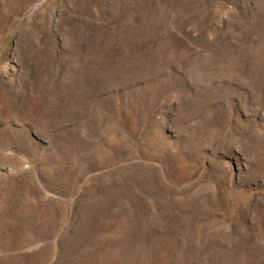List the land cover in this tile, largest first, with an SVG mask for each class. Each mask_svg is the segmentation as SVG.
I'll list each match as a JSON object with an SVG mask.
<instances>
[{"label": "rangeland", "instance_id": "rangeland-1", "mask_svg": "<svg viewBox=\"0 0 264 264\" xmlns=\"http://www.w3.org/2000/svg\"><path fill=\"white\" fill-rule=\"evenodd\" d=\"M0 264H264V0H0Z\"/></svg>", "mask_w": 264, "mask_h": 264}]
</instances>
